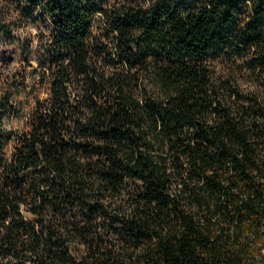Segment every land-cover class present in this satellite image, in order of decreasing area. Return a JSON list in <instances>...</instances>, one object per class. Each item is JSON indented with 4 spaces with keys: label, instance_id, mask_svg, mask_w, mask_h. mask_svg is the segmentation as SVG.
I'll use <instances>...</instances> for the list:
<instances>
[{
    "label": "clouds",
    "instance_id": "obj_1",
    "mask_svg": "<svg viewBox=\"0 0 264 264\" xmlns=\"http://www.w3.org/2000/svg\"><path fill=\"white\" fill-rule=\"evenodd\" d=\"M0 264H264V0H0Z\"/></svg>",
    "mask_w": 264,
    "mask_h": 264
}]
</instances>
